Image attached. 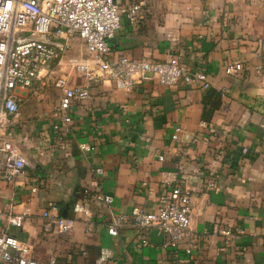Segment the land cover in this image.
<instances>
[{
	"label": "crops",
	"instance_id": "crops-1",
	"mask_svg": "<svg viewBox=\"0 0 264 264\" xmlns=\"http://www.w3.org/2000/svg\"><path fill=\"white\" fill-rule=\"evenodd\" d=\"M124 1L142 2L143 16L136 24L123 18L115 50L202 66L211 87L145 82L126 92L108 80L87 82L66 59L44 70L33 89L18 92L20 112L8 128L29 165L15 182L0 181V208L27 215L21 227L1 223L0 230L44 262L264 264V0ZM68 41L67 57L84 55L79 37ZM234 62L243 70L229 75L225 66ZM65 75L72 84L88 85L91 97L75 103L73 132L60 142L52 130L60 97L54 80ZM94 166L104 170L98 178ZM211 179L217 188L207 190ZM177 184L193 194L179 258L167 252L158 232L150 233L147 246L131 228L108 233L104 194L113 196L117 215L136 206L153 211L160 193ZM49 203L74 220L70 234L43 218ZM225 230L242 233L227 238ZM0 264L9 263L0 258Z\"/></svg>",
	"mask_w": 264,
	"mask_h": 264
},
{
	"label": "built area",
	"instance_id": "built-area-1",
	"mask_svg": "<svg viewBox=\"0 0 264 264\" xmlns=\"http://www.w3.org/2000/svg\"><path fill=\"white\" fill-rule=\"evenodd\" d=\"M143 16L142 2L124 0H0V181L15 182L29 165L27 155L18 146L13 133L8 129L21 108L19 91L33 89L44 76V70L63 59L72 71L87 82L111 81L115 88L132 91L137 84L153 82L162 86L191 83L203 89L211 87L207 70L200 66L187 67L179 58L161 61L151 57L135 58L114 49L112 42L121 29L123 18L136 24ZM79 37L85 44L88 55L83 59L67 57L71 49L69 37ZM62 37V40H61ZM64 39V40H63ZM243 70L242 62L225 66L229 75ZM60 92L59 101L52 112V130L60 142L72 132L75 103L91 97L88 85L72 84L68 76L54 80ZM205 125V123H204ZM179 127L174 140L181 139ZM196 141V140H194ZM83 150L92 149L81 146ZM163 159V156H161ZM102 167H91L95 178L103 174ZM217 188L214 179L209 180L207 190ZM38 188H34L36 192ZM85 194L89 190H84ZM191 188L180 184L163 190L156 210L133 207L130 212L115 214L114 198L103 195L105 214L101 217L111 236H118L128 228L136 232L142 246L150 244V233L158 230L165 237L164 246L174 258L181 256L179 246L190 233L192 220ZM27 212L14 213L0 208V224L21 227ZM43 218L55 223L62 234H70L74 220L63 216L56 203H49L42 212ZM215 229L219 228L215 224ZM242 233L225 230L227 238ZM29 247L6 230H0V258L9 264H62L56 258L40 261L30 254ZM69 264V263H67Z\"/></svg>",
	"mask_w": 264,
	"mask_h": 264
},
{
	"label": "rangeland",
	"instance_id": "rangeland-1",
	"mask_svg": "<svg viewBox=\"0 0 264 264\" xmlns=\"http://www.w3.org/2000/svg\"><path fill=\"white\" fill-rule=\"evenodd\" d=\"M84 48H85V46H84ZM84 50H85L84 51V55H81L79 52L76 51L75 54L70 55V57H74V58H77V59H83V58H85L88 55V52L86 51V49H84ZM66 69L69 70V67H66Z\"/></svg>",
	"mask_w": 264,
	"mask_h": 264
},
{
	"label": "trees",
	"instance_id": "trees-1",
	"mask_svg": "<svg viewBox=\"0 0 264 264\" xmlns=\"http://www.w3.org/2000/svg\"><path fill=\"white\" fill-rule=\"evenodd\" d=\"M209 116H210V115L206 112V113H205V118H206V119H209V118H210Z\"/></svg>",
	"mask_w": 264,
	"mask_h": 264
},
{
	"label": "water",
	"instance_id": "water-1",
	"mask_svg": "<svg viewBox=\"0 0 264 264\" xmlns=\"http://www.w3.org/2000/svg\"><path fill=\"white\" fill-rule=\"evenodd\" d=\"M153 232H154V233H157L158 230H153ZM158 233H159V232H158ZM160 234H161L162 236H164V234H163L162 232H161Z\"/></svg>",
	"mask_w": 264,
	"mask_h": 264
}]
</instances>
